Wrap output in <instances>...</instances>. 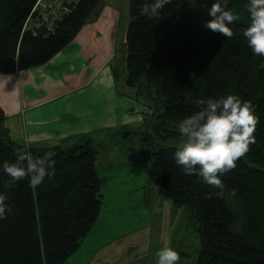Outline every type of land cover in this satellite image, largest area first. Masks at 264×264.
I'll return each instance as SVG.
<instances>
[{"label":"trees","instance_id":"16d2710c","mask_svg":"<svg viewBox=\"0 0 264 264\" xmlns=\"http://www.w3.org/2000/svg\"><path fill=\"white\" fill-rule=\"evenodd\" d=\"M36 1L0 0V73L48 62L88 22L99 0H79L52 31L34 33L24 23ZM144 2L152 0H128L124 82L138 97L155 101V133L179 134L178 123L199 110L198 98L233 94L250 101L259 118L255 143L221 177L223 196L183 172L174 160L175 146L152 149L149 179L160 195L190 210L200 240L195 264H264V56L254 55L242 34L249 23L248 0H228V9L241 17L229 25L231 39L211 32L201 40L182 16L183 0H173L152 18L141 14ZM4 118L0 107V164L14 162L27 148L34 158L50 154L55 175L35 189L28 178L4 188L10 177L0 172V192L11 209L0 219V264H63L99 213L98 149L89 139L67 147H26L11 140ZM233 189L235 196L229 194Z\"/></svg>","mask_w":264,"mask_h":264},{"label":"rangeland","instance_id":"374dc122","mask_svg":"<svg viewBox=\"0 0 264 264\" xmlns=\"http://www.w3.org/2000/svg\"><path fill=\"white\" fill-rule=\"evenodd\" d=\"M210 6L211 0L207 7L200 0L181 4L182 16L198 40L212 32L204 27ZM98 16L111 21L115 57L109 66L119 87L126 75L123 38L129 22L128 0H99L87 21ZM139 99V126L124 130L128 135L111 134L101 140L105 142L100 144L97 165L102 178L99 213L63 264H156V251L168 246L179 253V264L196 263L200 240L190 210L160 195L148 176L152 149L176 146L180 133L171 138L157 135L155 101L145 96Z\"/></svg>","mask_w":264,"mask_h":264},{"label":"crops","instance_id":"0c3cea01","mask_svg":"<svg viewBox=\"0 0 264 264\" xmlns=\"http://www.w3.org/2000/svg\"><path fill=\"white\" fill-rule=\"evenodd\" d=\"M103 17L84 24L48 62L0 73L3 125L15 143L67 147L89 139L99 148V165L102 139L139 126L142 101L124 78L117 85L109 66L115 57L113 29Z\"/></svg>","mask_w":264,"mask_h":264},{"label":"clouds","instance_id":"9594fccd","mask_svg":"<svg viewBox=\"0 0 264 264\" xmlns=\"http://www.w3.org/2000/svg\"><path fill=\"white\" fill-rule=\"evenodd\" d=\"M172 2H144L140 11L149 18L159 17L160 10ZM200 3L207 7L208 0H200ZM227 5L228 0H211V6L207 8L210 19L204 27L231 39L234 33L229 25L241 17ZM244 7L249 14V23L242 34L253 54L264 56V0H248ZM194 103L200 106L199 110L178 123L181 139L175 146L174 160L186 175H196L209 187L219 189L217 196H223L225 185L221 177L235 169L236 161L245 156L250 145L255 143L254 133L259 118L250 101L233 94L218 99L198 98ZM15 155L14 162L5 160L0 164V172L10 177L3 182L4 188L13 187L15 182L28 178L29 186L35 189L45 177H54L51 170L54 162L50 154L47 158H34L25 148ZM229 194L235 196V189ZM7 199V194L0 192V219L5 218L6 210L11 212L6 205ZM155 255L156 264H179V253L170 246L158 249Z\"/></svg>","mask_w":264,"mask_h":264},{"label":"built area","instance_id":"2783aa9c","mask_svg":"<svg viewBox=\"0 0 264 264\" xmlns=\"http://www.w3.org/2000/svg\"><path fill=\"white\" fill-rule=\"evenodd\" d=\"M79 0H37L24 23V30L52 31Z\"/></svg>","mask_w":264,"mask_h":264}]
</instances>
